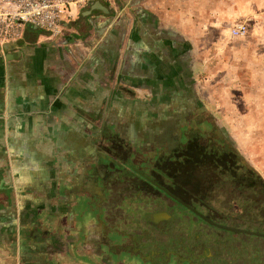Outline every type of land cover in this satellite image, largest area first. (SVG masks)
Segmentation results:
<instances>
[{"label":"crops","instance_id":"crops-1","mask_svg":"<svg viewBox=\"0 0 264 264\" xmlns=\"http://www.w3.org/2000/svg\"><path fill=\"white\" fill-rule=\"evenodd\" d=\"M259 19L264 0H89L59 35L27 25L0 46V264H136L109 211L130 230L127 174L151 111L196 99L201 55Z\"/></svg>","mask_w":264,"mask_h":264},{"label":"flooded vegetation","instance_id":"flooded-vegetation-1","mask_svg":"<svg viewBox=\"0 0 264 264\" xmlns=\"http://www.w3.org/2000/svg\"><path fill=\"white\" fill-rule=\"evenodd\" d=\"M155 111L146 122L144 151L130 159L127 175L132 190L125 197L116 186L122 183H112V190H103L97 199H103L105 212L112 208L106 205L111 200L121 202L125 197L128 204L130 221L124 226L130 225V230L121 226L126 218L114 209L117 214L109 211L115 214L109 216L121 224L108 231L128 243L136 264H264V236H224L229 230L217 224L228 225V216L215 206L221 201L230 204L233 194L244 196L239 199L244 206L249 193L256 196V203H263L264 180L243 164L229 135L198 98ZM119 167V177H124ZM85 197L89 201L91 192ZM263 220L261 216L258 221ZM247 230L264 233V228ZM101 239L107 248L112 245Z\"/></svg>","mask_w":264,"mask_h":264},{"label":"rangeland","instance_id":"rangeland-1","mask_svg":"<svg viewBox=\"0 0 264 264\" xmlns=\"http://www.w3.org/2000/svg\"><path fill=\"white\" fill-rule=\"evenodd\" d=\"M245 23L250 30L251 21L246 19ZM201 60V72L194 80L196 97L229 135L243 164L264 180V95L256 93L264 87V30L249 31L244 38H230L223 32L210 51L201 55ZM242 198L233 194L230 204L221 201L215 206L228 216V223L246 228L251 224H242V217L260 220L264 216V202L256 203V196L249 193L244 206L240 204ZM230 235L238 239L253 237L231 231L224 233L226 237Z\"/></svg>","mask_w":264,"mask_h":264},{"label":"built area","instance_id":"built-area-1","mask_svg":"<svg viewBox=\"0 0 264 264\" xmlns=\"http://www.w3.org/2000/svg\"><path fill=\"white\" fill-rule=\"evenodd\" d=\"M89 0H0V46L22 37L27 25L43 28L51 35L61 33V18ZM248 26L236 22L229 27L231 37L244 36Z\"/></svg>","mask_w":264,"mask_h":264},{"label":"water","instance_id":"water-1","mask_svg":"<svg viewBox=\"0 0 264 264\" xmlns=\"http://www.w3.org/2000/svg\"><path fill=\"white\" fill-rule=\"evenodd\" d=\"M217 226L222 228V229L233 231V232H240V233H247V234H254V235H262V236H264V233H260V232L252 231V230H247V229H244V228L228 226V225H220V224H217Z\"/></svg>","mask_w":264,"mask_h":264},{"label":"trees","instance_id":"trees-1","mask_svg":"<svg viewBox=\"0 0 264 264\" xmlns=\"http://www.w3.org/2000/svg\"><path fill=\"white\" fill-rule=\"evenodd\" d=\"M244 217H242V221H244V222H242V224L243 223H245V222H249L251 225H248V226H246L247 227V229H251V228H254V230H263V228L261 229L260 228V226L263 224L264 225V220L263 221H246L247 219H245ZM241 224V223H240ZM228 225H231V226H238V225H235V224H230V223H228ZM260 228V229H259Z\"/></svg>","mask_w":264,"mask_h":264}]
</instances>
